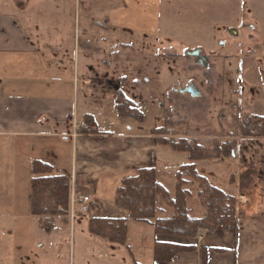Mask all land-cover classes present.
Returning a JSON list of instances; mask_svg holds the SVG:
<instances>
[{"label":"crops","instance_id":"0c3cea01","mask_svg":"<svg viewBox=\"0 0 264 264\" xmlns=\"http://www.w3.org/2000/svg\"><path fill=\"white\" fill-rule=\"evenodd\" d=\"M74 3L73 9L77 6ZM159 3L160 0H108L102 8L103 21L91 24L100 27L108 41L123 42L121 34L151 40L159 34ZM229 3L225 11L224 1H219L218 14L213 19L222 23L224 35L227 32L235 38L241 24L232 26L235 21L230 17V7L234 5L239 10V3ZM93 4L87 1L85 8L94 11ZM74 13L65 3L37 1L22 7L14 5L7 17L0 15V264H65L63 253L67 246L74 254L70 244H64L62 252L59 247L65 243L66 234L70 242L73 240V222L81 214L69 217L68 212L67 223L55 217L50 233L39 228L30 214L33 160L69 178V202L78 196H89L87 222L90 217L125 218L127 231L135 221L114 204L119 181L140 168H154L158 176L167 162L173 164L175 175L179 165L188 163L185 157H177L183 153L159 144L160 135L154 129H140L136 121L117 116L114 96L122 80H116L113 69L105 68V60L102 66L97 64V57L108 54L98 52L95 34L87 32L82 39L79 33L71 34ZM250 81L257 86L259 79ZM84 115L90 116L94 124L85 122ZM80 121L88 128H77ZM94 127L98 133H90ZM258 174L256 185L263 180V172ZM236 179L233 194L242 217L230 223L226 232L217 229L193 238L159 235L153 233L152 226L137 222L143 224L141 228H148L145 230L151 234V247L164 242L194 246L169 262L152 259L150 264H264V206L257 207L259 201L253 194H237ZM81 245L93 251L86 254L89 260L97 256L111 258L120 252L119 247L130 249L127 234L124 245H114L94 235L80 244L79 250ZM78 255L86 256L81 252Z\"/></svg>","mask_w":264,"mask_h":264},{"label":"rangeland","instance_id":"374dc122","mask_svg":"<svg viewBox=\"0 0 264 264\" xmlns=\"http://www.w3.org/2000/svg\"><path fill=\"white\" fill-rule=\"evenodd\" d=\"M37 1L67 4L75 12L71 34L79 33L81 39L87 32L95 34L94 45L99 48L98 52L108 54L97 57V64L102 66L105 60V68L113 69L116 80H122L123 92L142 114V120L136 121L140 129H154L160 137L169 140L195 139L210 152L216 141L233 142L231 156L204 160L196 164L197 172L206 177L209 184L233 193L235 187L229 184V176L237 177L245 166H252L257 172L243 189L237 186V194H253L259 201L257 207L264 206V138L244 137L238 131L253 123L254 115L264 117V0H238L239 10L231 5L230 17L235 21L232 26L236 28L241 24L235 38L227 32L224 35L222 23L213 19L222 0H160L158 36L149 40L121 34L123 42L108 41L106 33L91 24L103 21L102 8L108 0H0V15L7 17L9 8L14 5L22 7ZM87 1L94 3V11L85 8ZM223 1L227 11L229 0ZM65 32L68 33L69 28ZM129 39L133 41L128 42ZM221 42H224L222 47ZM196 52L203 56L205 63L187 56ZM255 77L259 79L257 86L250 81ZM187 85L192 86V96L185 91ZM171 165L167 162L158 176L172 195L175 175ZM259 171L263 172L260 176L263 180L256 185ZM184 187L191 190L188 206L193 214H201L195 184L189 182ZM86 222L87 213L75 218L73 240H68V234L63 239L61 252L64 244L74 248L73 255L68 246L63 253L65 264H150L151 234L137 222L128 227L129 251L119 247L120 252L111 258L95 256L89 260L87 255L93 251L82 245L84 250L82 247L79 250L80 244L91 239ZM79 252L87 255L79 256Z\"/></svg>","mask_w":264,"mask_h":264},{"label":"trees","instance_id":"16d2710c","mask_svg":"<svg viewBox=\"0 0 264 264\" xmlns=\"http://www.w3.org/2000/svg\"><path fill=\"white\" fill-rule=\"evenodd\" d=\"M114 108L120 118L138 122L143 118L137 104L125 95L120 86L116 87ZM83 120L93 123L88 115H84ZM238 131L244 137L258 135L264 138V117L254 115V122L240 127ZM90 133L98 131L94 127ZM157 142L174 152L183 153L188 161L176 170L173 194L158 179L154 168H140L119 181L114 204L126 210L131 220L152 226L154 234L193 238L201 232L212 233L217 229L226 232L230 223L242 217L241 211L236 209L235 195L209 184L206 177L197 172L195 162L231 156L233 142L216 141L211 152L195 139L169 140L159 137ZM255 172L250 165L244 167L236 179L240 189L250 182ZM30 175V214L36 219L39 228L50 233L55 217H60L63 223L68 222L70 180L39 160L31 162ZM234 180L235 175L231 174L229 184L232 185ZM189 182L196 187L195 196L202 209L199 215L193 214L192 208L188 206L191 190L184 186ZM87 227L91 235L105 239L108 243L124 245L126 242L125 218L90 217ZM193 249L192 245L154 243L152 259L155 262H169L176 254Z\"/></svg>","mask_w":264,"mask_h":264},{"label":"built area","instance_id":"2783aa9c","mask_svg":"<svg viewBox=\"0 0 264 264\" xmlns=\"http://www.w3.org/2000/svg\"><path fill=\"white\" fill-rule=\"evenodd\" d=\"M77 128L87 129L88 127L83 121H80L77 124ZM89 204H90V198L87 195L78 196L75 199H71L69 202V217H74L79 214L88 213L90 211ZM198 239H201V236H198Z\"/></svg>","mask_w":264,"mask_h":264},{"label":"flooded vegetation","instance_id":"af4514ba","mask_svg":"<svg viewBox=\"0 0 264 264\" xmlns=\"http://www.w3.org/2000/svg\"><path fill=\"white\" fill-rule=\"evenodd\" d=\"M187 56L188 57H192V59L197 60V62L205 63V60H204L203 56L201 54H199L198 52H196V53H187ZM185 91L188 93V95L192 96V93H193L192 86L187 85L185 87Z\"/></svg>","mask_w":264,"mask_h":264}]
</instances>
